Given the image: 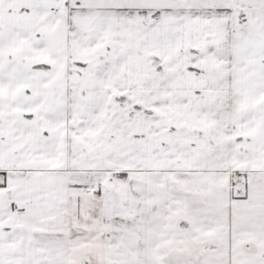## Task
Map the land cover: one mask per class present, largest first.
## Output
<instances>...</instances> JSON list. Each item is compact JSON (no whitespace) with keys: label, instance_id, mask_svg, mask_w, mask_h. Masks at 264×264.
Returning <instances> with one entry per match:
<instances>
[{"label":"snow or ice","instance_id":"obj_1","mask_svg":"<svg viewBox=\"0 0 264 264\" xmlns=\"http://www.w3.org/2000/svg\"><path fill=\"white\" fill-rule=\"evenodd\" d=\"M0 264H264V0H0Z\"/></svg>","mask_w":264,"mask_h":264}]
</instances>
